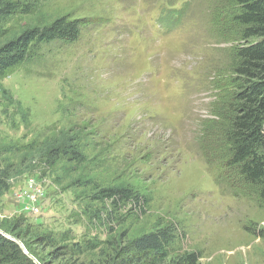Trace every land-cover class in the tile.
Segmentation results:
<instances>
[{"label": "rangeland", "instance_id": "1", "mask_svg": "<svg viewBox=\"0 0 264 264\" xmlns=\"http://www.w3.org/2000/svg\"><path fill=\"white\" fill-rule=\"evenodd\" d=\"M21 1L34 9L12 16L5 30L60 16L80 23L76 40L37 46L1 79L29 121L0 106L1 144L20 146L73 127L86 145L77 167L63 159L17 176L0 197V222L25 218L32 234L54 239H28L36 262L119 264L130 239L172 225L169 259L194 254L196 264H264L257 186L236 168L231 179L219 168L218 182L209 170L221 161L217 155H229L222 131L240 43L232 33L233 0ZM32 175L47 195L40 216L26 214L18 198ZM77 180L130 185L143 204L92 200L91 188Z\"/></svg>", "mask_w": 264, "mask_h": 264}, {"label": "trees", "instance_id": "2", "mask_svg": "<svg viewBox=\"0 0 264 264\" xmlns=\"http://www.w3.org/2000/svg\"><path fill=\"white\" fill-rule=\"evenodd\" d=\"M33 3L0 0V106L3 107L2 114H7L12 108L24 124L29 123L27 114L20 102L2 85L1 79L9 70L26 61L37 46L55 40L71 42L80 33L79 21L68 16L24 26L14 32L5 30L12 16L31 12ZM233 4L237 9L232 16V33L240 43L234 47L233 60L236 75L233 81L237 87L227 99L226 123L222 131L229 155L223 158L217 155L221 161L217 165L212 164L209 170L218 182L221 181L219 168H223L221 175L225 173L227 179L232 178L228 171L236 168L245 182L257 186L264 202V0H233ZM85 147L82 131L73 127L50 130L39 141L20 146L0 143V197L9 190L10 181L17 176L42 173L63 159L77 167L86 159ZM77 184L91 188L92 200L109 201L116 208L129 201L142 206L144 201L143 194L127 184L101 186L94 180H77ZM26 220L20 217L3 220L0 230L19 239L29 254L36 256L28 240L30 237L51 244L54 239L50 234H32ZM257 234L264 240V228ZM174 237L175 227L172 225H162L135 236L123 248L125 256L119 264L127 260L139 264H196L198 258L194 254L169 259ZM0 264L36 263L23 253L18 244L0 233Z\"/></svg>", "mask_w": 264, "mask_h": 264}, {"label": "built area", "instance_id": "3", "mask_svg": "<svg viewBox=\"0 0 264 264\" xmlns=\"http://www.w3.org/2000/svg\"><path fill=\"white\" fill-rule=\"evenodd\" d=\"M45 195V188L38 183L36 176H30L27 179L26 187L18 197L22 199L23 211L31 216H40L42 201L47 196Z\"/></svg>", "mask_w": 264, "mask_h": 264}, {"label": "water", "instance_id": "4", "mask_svg": "<svg viewBox=\"0 0 264 264\" xmlns=\"http://www.w3.org/2000/svg\"><path fill=\"white\" fill-rule=\"evenodd\" d=\"M0 233L3 234V235H5L7 238L13 240L16 244H18V246L21 248V250L23 251V253L27 257H29L34 263L38 264L36 262V260L34 259V257L29 254V252L27 251L26 247L24 246V244L19 239L15 238V237H12L9 234H6V233L2 232L1 230H0Z\"/></svg>", "mask_w": 264, "mask_h": 264}]
</instances>
